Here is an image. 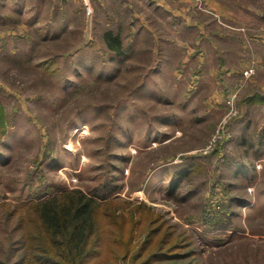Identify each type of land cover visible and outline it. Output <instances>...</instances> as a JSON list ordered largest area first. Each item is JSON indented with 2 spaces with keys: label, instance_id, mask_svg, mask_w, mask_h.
<instances>
[{
  "label": "rangeland",
  "instance_id": "374dc122",
  "mask_svg": "<svg viewBox=\"0 0 264 264\" xmlns=\"http://www.w3.org/2000/svg\"><path fill=\"white\" fill-rule=\"evenodd\" d=\"M159 1L168 7L0 0V258L8 264L30 252L22 227L39 228L23 205L65 189L120 200L115 213L127 230L140 215H161L189 254L149 264H264V102L248 112L245 102L264 91L254 84H264V0H221L227 20L207 0ZM184 12L194 26L181 25ZM256 73L263 82H253ZM113 221L114 230L124 225ZM152 227L133 232L125 259L105 261L142 262L135 255Z\"/></svg>",
  "mask_w": 264,
  "mask_h": 264
},
{
  "label": "trees",
  "instance_id": "16d2710c",
  "mask_svg": "<svg viewBox=\"0 0 264 264\" xmlns=\"http://www.w3.org/2000/svg\"><path fill=\"white\" fill-rule=\"evenodd\" d=\"M245 102L248 112L254 104L264 102V91L246 97ZM96 194L98 193L93 191L89 196L79 189H65L57 195L23 205L24 208L34 210L39 228L31 232L27 226L22 227L25 222L22 217L23 246L30 252L12 264H108L105 261L108 257L114 262L117 258L125 259L131 248L133 232L136 229L141 231V225L147 222L153 227L148 232L146 243L135 255L142 258V262L137 264H149L159 259H179L189 254L181 250L185 245L177 240L178 237L172 241L174 236L172 231H164L160 223L163 220L161 215L151 214V219L140 215L133 221L136 226L127 230L125 225L129 221L128 218L115 213L121 201L116 198L99 200L100 197ZM135 206L138 212L142 208L149 209L145 204ZM219 219V216H212L210 220L217 222ZM113 220H122L124 225L122 224L118 231L114 230ZM160 233L164 235L158 242L161 245L150 248L151 244L155 243V236ZM114 235L118 237H113ZM127 235L128 241L123 242L122 239ZM0 264L8 263L0 258Z\"/></svg>",
  "mask_w": 264,
  "mask_h": 264
},
{
  "label": "crops",
  "instance_id": "0c3cea01",
  "mask_svg": "<svg viewBox=\"0 0 264 264\" xmlns=\"http://www.w3.org/2000/svg\"><path fill=\"white\" fill-rule=\"evenodd\" d=\"M151 1H153V2H155L156 4H157V6H163V7H168L167 5H164L163 3H162V1H159V0H151ZM162 3V4H161ZM207 3L209 4V6L210 7H212L221 17H222V19H226V18H224V17H227L228 15H229V10H228V7L226 6V4L224 3V2H222L221 0H207ZM166 10H169V9H167V8H165ZM200 12V11H199ZM176 14V13H175ZM204 14V13H203ZM179 15H181V14H179ZM183 16V18L185 19V17L184 16H186L185 15V12H184V15H182ZM206 16H208V15H206ZM187 17V16H186ZM227 20V19H226ZM197 22H195V21H193L191 18H186L185 19V21H183V22H181V25H183V26H188V27H190V26H194L195 24H196ZM226 26V25H225ZM258 45V44H257ZM256 55H258V54H256ZM257 58H259V57H257ZM239 63H241V65H243L244 63L241 61V60H239ZM246 64H244L243 66H242V68L245 66ZM245 68V67H244ZM242 71V70H241ZM240 71V72H241ZM233 72H236L235 70H227V72H226V75L227 76H230ZM229 78V77H228ZM252 80H253V82H256V81H258V82H263V81H260L258 78H259V75L256 73V75H253L252 77ZM255 85H257V84H260V85H264V84H262V83H254ZM262 87H264V86H262ZM230 91V90H229ZM229 91H228V93H229ZM227 94V93H226ZM255 105V104H254ZM257 105V104H256Z\"/></svg>",
  "mask_w": 264,
  "mask_h": 264
},
{
  "label": "built area",
  "instance_id": "2783aa9c",
  "mask_svg": "<svg viewBox=\"0 0 264 264\" xmlns=\"http://www.w3.org/2000/svg\"><path fill=\"white\" fill-rule=\"evenodd\" d=\"M251 73H252V70H251V69H249L248 71H247V70L243 71V75H244L245 77L249 76V74H251ZM230 98H232V97H231V96H228V98L226 99V102H227L228 104L231 105L233 99H232V101H231ZM223 129H224V128H223V124H222V126H221L220 128L217 127V129H216V131H215V134H214L212 140L210 141V144H212L214 141H217L219 138H222V137H223L224 133L226 132V130L224 131ZM222 132H223V133H222ZM221 133H222V134H221ZM256 166L259 167L260 165H257V164H256Z\"/></svg>",
  "mask_w": 264,
  "mask_h": 264
}]
</instances>
